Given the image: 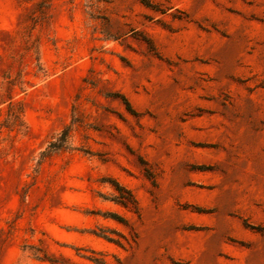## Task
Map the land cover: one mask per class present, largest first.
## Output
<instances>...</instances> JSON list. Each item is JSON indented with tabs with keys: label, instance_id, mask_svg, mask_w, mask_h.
Instances as JSON below:
<instances>
[{
	"label": "rangeland",
	"instance_id": "obj_1",
	"mask_svg": "<svg viewBox=\"0 0 264 264\" xmlns=\"http://www.w3.org/2000/svg\"><path fill=\"white\" fill-rule=\"evenodd\" d=\"M91 258L264 264V0H0V264Z\"/></svg>",
	"mask_w": 264,
	"mask_h": 264
},
{
	"label": "trees",
	"instance_id": "obj_2",
	"mask_svg": "<svg viewBox=\"0 0 264 264\" xmlns=\"http://www.w3.org/2000/svg\"><path fill=\"white\" fill-rule=\"evenodd\" d=\"M91 259H93L97 264H105L104 260H99L97 258H91Z\"/></svg>",
	"mask_w": 264,
	"mask_h": 264
}]
</instances>
